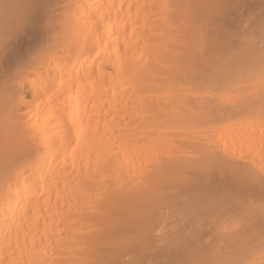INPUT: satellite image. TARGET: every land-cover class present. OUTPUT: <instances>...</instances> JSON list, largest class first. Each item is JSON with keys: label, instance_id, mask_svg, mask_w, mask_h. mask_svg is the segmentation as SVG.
Masks as SVG:
<instances>
[{"label": "bare ground", "instance_id": "6f19581e", "mask_svg": "<svg viewBox=\"0 0 264 264\" xmlns=\"http://www.w3.org/2000/svg\"><path fill=\"white\" fill-rule=\"evenodd\" d=\"M0 264H264V0H0Z\"/></svg>", "mask_w": 264, "mask_h": 264}]
</instances>
